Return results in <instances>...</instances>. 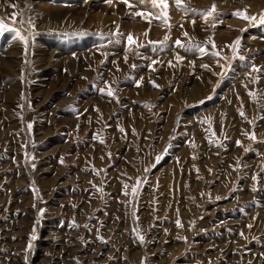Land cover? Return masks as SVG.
I'll return each instance as SVG.
<instances>
[{"label":"rangeland","instance_id":"374dc122","mask_svg":"<svg viewBox=\"0 0 264 264\" xmlns=\"http://www.w3.org/2000/svg\"><path fill=\"white\" fill-rule=\"evenodd\" d=\"M128 3L0 0V264H264V0Z\"/></svg>","mask_w":264,"mask_h":264},{"label":"snow or ice","instance_id":"6c2138e0","mask_svg":"<svg viewBox=\"0 0 264 264\" xmlns=\"http://www.w3.org/2000/svg\"><path fill=\"white\" fill-rule=\"evenodd\" d=\"M124 2H125L126 4H128L129 8L134 7V5L128 3V0H124ZM180 2H181V0H175V3H176L177 6L180 5ZM106 3H112V0H106ZM141 3H143V0H141ZM152 3H153V5L155 6L156 3H157V0H152ZM193 13H194V14H197V15H202V16H205V17L213 16L214 19H216V18L219 17V13L216 11V9H215V5H213L212 9L208 10L207 12H203V11L195 10V9H194V10H193ZM214 14H215V15H214ZM136 15L142 16V18L147 19V17H144V16H143V13H142V12H137ZM232 15H234V16H236V17H239V18L246 19V20H249V19H250V20H253L255 23H258V24L264 25V16H262L259 20H255L254 17H249V16L246 14L245 11H236V12L232 13ZM155 18H156V19H159L160 17H159V16H156ZM20 23H24V21H20ZM29 23H30V21H29ZM195 23H196V21L193 20V24H195ZM215 26H216V25H215V23H214V24H213V27H215ZM169 27H171V25H169ZM6 31H13V32H14V38H15V39H18V40H20V41H23L24 44H25V47H27V45H28V41L26 40V38H25L23 35L20 34L19 31L15 30V29H9V27H8L7 24L0 22V32H6ZM145 35H147V32L145 33ZM185 35H187V33H185ZM168 39H169V37H168V36H165V37H164V40H163V41H160V42H158V43H159L161 46H163L164 42L167 41ZM127 41H128V44H129V45H131V44L133 43V37L131 36V34L128 35V37H127ZM152 43H157V42H152ZM209 43H212V44H213V47H215L214 42H213L211 39H209ZM175 45H176L177 47H189V46H190V45L182 44V42H181L179 39L176 40ZM196 47L199 48V46H196ZM233 47H234V48H238V47H239V40H237V41L234 42ZM199 51H200L201 53H205V49H204V48H199ZM211 54L214 55V56H219V53H218V52H213V53H211ZM177 59L179 60V59H181V58H180L179 56H177ZM125 62H127V56H125ZM155 63H156V61L153 60V61H152V64H155ZM169 64L171 65V61H169ZM132 67L135 68L136 65H133ZM149 67L152 68V65H149ZM201 67H205V68H206V67H208V66H207V65H202ZM250 67H251V70H252L253 72H257V73L264 74V69L256 68L255 65H252V66H250ZM152 70H155V69L153 68ZM224 74H225V73H221V75H224ZM256 79H259V76H257ZM105 83L107 84V82H105ZM136 85L139 87V86H140V81H137V82H136ZM154 86H155V85H154ZM98 91H100L102 94H106V95H108V96H113V91L111 90V88H109L106 92H105V89H98ZM249 94L251 95V93H249ZM240 115L243 116L244 113L241 112ZM261 119H264V117H261ZM28 127H29V129H30L32 126L29 124ZM121 131H123V129H121ZM246 135H249L250 138H251L253 141H255L256 137H255V134H254V133H252V134H248V133H246ZM95 138H96V137H94V139H95ZM237 145L240 146V145H241V142H240V141H237ZM249 150H250V149H245V151H249ZM165 151H166V150H165ZM156 159H157V161H159V160L161 159V157H160V156H157ZM61 162H62V161H61ZM253 179L256 180L257 177L254 176ZM128 187H129V185H127V184L124 185V188H125V189H127ZM139 187H140V181L137 180L136 185L132 186V194H133V196L136 195L137 190H138ZM253 190H257V189H253ZM124 194L127 195L128 193H127V192H124ZM40 211L43 212L44 210L41 209ZM73 226H76V225L73 224ZM177 226H178V227H182V226H183L179 220H177ZM248 227L251 228L252 225H248ZM138 235H139V234H138ZM241 235H243V233H241ZM33 238H34V237H33ZM139 239H140L141 241H143L144 237H143V236H139ZM29 247H31V244H29Z\"/></svg>","mask_w":264,"mask_h":264}]
</instances>
